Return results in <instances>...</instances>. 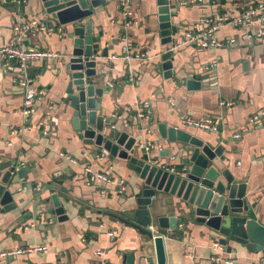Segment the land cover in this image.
<instances>
[{
    "label": "crops",
    "instance_id": "1",
    "mask_svg": "<svg viewBox=\"0 0 264 264\" xmlns=\"http://www.w3.org/2000/svg\"><path fill=\"white\" fill-rule=\"evenodd\" d=\"M256 1L189 0L184 3L186 0H182V30L187 33L199 25L206 28V19L237 18ZM121 2L105 0L99 8V18L94 22V31L103 32L100 49H109L108 57L100 62L106 72L104 84L110 89L111 101L107 109L109 112L117 108L122 110L121 117L126 118L129 125L139 122L145 126L148 116L156 117L157 123L167 119V125L180 124L179 113L192 122L212 118L216 126L224 130V136L229 140L228 148L234 146L235 154L230 156L241 166V174L248 176L244 180L263 211L264 224V127L248 124L253 115L264 110V38L251 45L246 41L248 34L264 31V23L253 22L242 27L222 25L213 36L220 47L203 49L181 44L176 50L177 68L184 66L187 71L197 74L204 68L210 71L208 82L200 90L185 92L154 73L153 56L159 50L153 49L155 25L151 17L155 10L154 0H130L129 19L123 15ZM25 3L27 0H0V46L13 37L14 25L43 18L36 12L31 13ZM41 35L40 32H31L24 38L29 49L55 55L29 65L28 77L33 80L32 88L42 93V100L31 116L20 112L23 95L14 82L19 77L16 63L10 62L8 66L0 63V162L15 158V154L21 156L25 166L30 168L27 182L31 184L29 198L25 196L24 203L18 202L14 210L0 214V253L26 252L0 258V264H126L125 257L131 254L134 256L133 264H149L150 259L153 264H158L153 241L139 236L135 230L111 216L120 210V201L115 198L114 191L111 192L115 187L100 182L86 184V177L82 175L85 157L92 162L87 169L91 172L109 169L116 182L126 173L110 163L92 161L87 153L83 156L79 140H69L60 101L63 92L61 43L57 35L45 38ZM122 37H126V41H121ZM232 39L234 43H231ZM112 40L118 44L112 46ZM122 44L131 47V54L146 55L123 61L120 58ZM222 101L232 105L221 107ZM145 102L154 107H141ZM170 103L174 104L173 107ZM137 112H142L144 117H136ZM142 133L149 141L156 138L148 130H142ZM237 133L239 137H235ZM176 162L169 163L175 166ZM68 171H72L70 178L61 185L67 194L58 192L61 201L67 203L64 208L68 219L53 223L50 212L46 215L48 220L38 215V208L30 201L34 200L30 192L37 187L46 188L55 176L62 177ZM123 190L126 186L121 183L118 192ZM47 196L45 192L42 198ZM28 212L31 215L26 218ZM187 226L179 240L172 239L169 248L176 264H256L264 259L262 253L246 254L244 250L235 259L233 255L221 252L199 228L192 224ZM109 233H113V237ZM168 234L170 238L174 231ZM41 248L44 250L38 251ZM96 250H102L104 254L98 257ZM167 250L164 245L165 264H168Z\"/></svg>",
    "mask_w": 264,
    "mask_h": 264
},
{
    "label": "water",
    "instance_id": "2",
    "mask_svg": "<svg viewBox=\"0 0 264 264\" xmlns=\"http://www.w3.org/2000/svg\"><path fill=\"white\" fill-rule=\"evenodd\" d=\"M181 2L154 0L153 49L159 50L152 65L154 73L165 82H173L185 92H195L208 82L210 71L204 68L197 74L184 66L176 67V50L186 33L182 30ZM25 4L31 13L43 17L41 37L57 35L61 43L60 101L69 140H79L83 156L87 153L92 161L110 163L126 173L112 185L120 210L111 216L153 241L158 264H165L164 245L169 253L168 264H176L169 248L172 239L179 240L188 224L199 228L221 252L235 259L241 250L264 254L263 211L244 180L248 176L241 174V166L231 158L234 146L228 148L229 140L222 127H194L181 121L183 113L178 114L180 124L167 125V119L157 123L156 117L148 116L145 126L139 122L129 125L121 117L122 110L107 109L110 89L104 84L106 72L100 62L108 57L109 49H100L103 32L94 31L105 0H27ZM111 44L118 43L112 40ZM142 130L156 138L149 141ZM82 161L85 169L90 168L89 159ZM174 161L175 166H171L169 162ZM71 172L55 176L44 189H31L34 200L30 201L38 208L39 216L48 220L46 215L50 212L53 223L68 219L64 208L67 203L61 201L58 192L67 194L61 185L69 180ZM29 173L30 168L18 154L0 162V214L14 210L18 202L24 203L25 196L29 198ZM121 183L126 190L118 192ZM45 192L48 196L42 198ZM30 215L28 212L25 217ZM169 231H174L170 238ZM125 258L126 264H133L132 254ZM148 261L153 264L151 259Z\"/></svg>",
    "mask_w": 264,
    "mask_h": 264
},
{
    "label": "built area",
    "instance_id": "3",
    "mask_svg": "<svg viewBox=\"0 0 264 264\" xmlns=\"http://www.w3.org/2000/svg\"><path fill=\"white\" fill-rule=\"evenodd\" d=\"M188 1L189 0H186V2L184 3H188ZM129 3L130 0H122L121 2V6L123 8V15L126 19H129V17L131 16V11L128 9ZM253 22L264 23V0H257L249 10L245 11L237 18L229 19L227 17H221L217 20L206 19L205 24L207 25V27L203 28L205 26L199 25L198 28L195 27V30L187 32L184 36V41L182 42V45H192L203 49H207L209 47H220L221 44H219L216 38L213 37L214 32L219 27L225 24H231L234 26L249 25ZM12 30L13 37L8 42L0 46V63L2 64V66H8L10 62L16 63L19 69V77L16 78L14 82L16 86L21 89L23 95L22 109L20 112L24 116H31L35 112L37 104L42 100V93H37L32 88L33 80L28 77L29 65L36 60L53 57L55 55L52 52L29 49L24 43V38L29 33L44 31V25L40 21L31 20L30 22L22 25H14ZM262 38H264V31H259L255 34H248L246 36V41L249 45H251ZM121 41H126V37H122ZM230 41H232L231 43H234L233 39ZM145 55L146 54H131V47L128 44H122L120 58L123 61L129 62L133 58L140 59L143 58ZM112 59H114V57H112ZM173 105V103H170L171 107H173ZM231 105V102H220L221 107H230ZM141 107L151 109L152 107H154V105L150 104L149 102H145L143 105H141ZM118 117L120 118V116ZM136 117L141 119L144 117V114L142 112H137ZM181 121L197 128L213 130L216 129V124L212 118H205L201 122H192L185 120V118L182 116ZM248 124H250L252 127H264V110L261 111L259 114L253 115L248 120ZM239 136L240 134L238 133L235 135V137ZM66 158L69 159L68 157ZM108 170L109 169L102 172H91L89 169L86 168V184L89 185L96 182H100L102 185H116V182L111 178L110 172ZM109 236L113 237V233H109ZM40 250H44V248L38 249V251ZM24 252H26V250H16L11 252L6 251L0 253V258L14 256ZM103 254L104 252L102 250L95 251V255L98 257L102 256ZM93 264L105 263L95 262ZM256 264H264V259L258 261Z\"/></svg>",
    "mask_w": 264,
    "mask_h": 264
}]
</instances>
